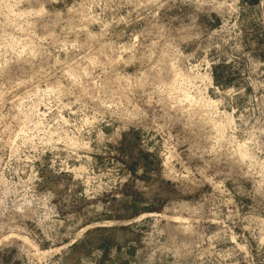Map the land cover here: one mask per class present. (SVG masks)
Returning <instances> with one entry per match:
<instances>
[{"label":"rangeland","instance_id":"rangeland-1","mask_svg":"<svg viewBox=\"0 0 264 264\" xmlns=\"http://www.w3.org/2000/svg\"><path fill=\"white\" fill-rule=\"evenodd\" d=\"M0 264H264V0H0Z\"/></svg>","mask_w":264,"mask_h":264},{"label":"bare ground","instance_id":"bare-ground-1","mask_svg":"<svg viewBox=\"0 0 264 264\" xmlns=\"http://www.w3.org/2000/svg\"><path fill=\"white\" fill-rule=\"evenodd\" d=\"M76 143V142H75ZM71 144V143H70Z\"/></svg>","mask_w":264,"mask_h":264}]
</instances>
